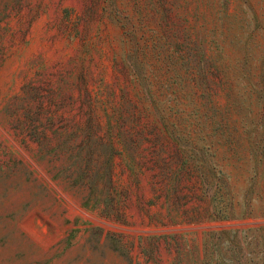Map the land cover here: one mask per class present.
Masks as SVG:
<instances>
[{
  "label": "rangeland",
  "instance_id": "1",
  "mask_svg": "<svg viewBox=\"0 0 264 264\" xmlns=\"http://www.w3.org/2000/svg\"><path fill=\"white\" fill-rule=\"evenodd\" d=\"M0 264H264V0H0Z\"/></svg>",
  "mask_w": 264,
  "mask_h": 264
}]
</instances>
